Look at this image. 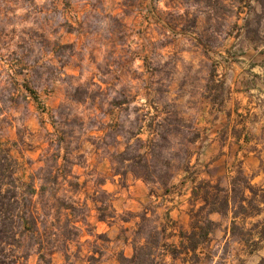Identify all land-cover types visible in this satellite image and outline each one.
I'll return each instance as SVG.
<instances>
[{
    "label": "rangeland",
    "instance_id": "1",
    "mask_svg": "<svg viewBox=\"0 0 264 264\" xmlns=\"http://www.w3.org/2000/svg\"><path fill=\"white\" fill-rule=\"evenodd\" d=\"M0 148L53 264H264V0H0ZM244 178L260 211L187 254L191 211Z\"/></svg>",
    "mask_w": 264,
    "mask_h": 264
},
{
    "label": "trees",
    "instance_id": "2",
    "mask_svg": "<svg viewBox=\"0 0 264 264\" xmlns=\"http://www.w3.org/2000/svg\"><path fill=\"white\" fill-rule=\"evenodd\" d=\"M237 181L244 183V190L241 196L237 191ZM45 186L41 187L44 191ZM264 197V189H260ZM249 193V194H248ZM38 194L35 179L29 183L23 182L20 176L17 160L8 149L0 148V264H27L34 248L38 250L40 264H53V251L44 253L42 242H37L40 236V224L42 221L36 212L35 196ZM210 193L206 192L202 200L204 205L197 210L191 211L192 222L191 232L184 233L183 239L186 242L181 244L186 253H196L199 246L209 239L215 228V222L209 217L213 213H226L236 204H240L243 214L255 213L260 211L255 202L259 195L246 178L233 179V187L221 199L220 193L210 199ZM240 199L239 201H237ZM244 203L248 207L244 206ZM233 206L231 207V205ZM217 205H220L218 207ZM211 208L207 210L208 207ZM236 214V213H235ZM259 214V213H258ZM237 216H233V223ZM173 258L178 257L179 252L172 247ZM152 250L148 246H141L135 250L132 258L122 256L120 264H144L145 257L152 256Z\"/></svg>",
    "mask_w": 264,
    "mask_h": 264
}]
</instances>
